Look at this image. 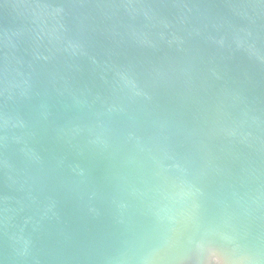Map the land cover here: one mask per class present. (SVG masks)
<instances>
[{
    "label": "water",
    "instance_id": "95a60500",
    "mask_svg": "<svg viewBox=\"0 0 264 264\" xmlns=\"http://www.w3.org/2000/svg\"><path fill=\"white\" fill-rule=\"evenodd\" d=\"M0 264H264V0H0Z\"/></svg>",
    "mask_w": 264,
    "mask_h": 264
}]
</instances>
